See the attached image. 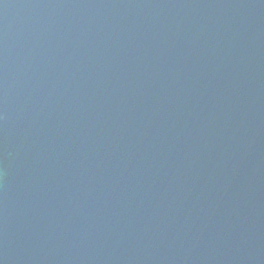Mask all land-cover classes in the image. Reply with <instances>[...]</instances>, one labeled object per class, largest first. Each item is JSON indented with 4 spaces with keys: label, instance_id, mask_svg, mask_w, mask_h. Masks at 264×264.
Returning a JSON list of instances; mask_svg holds the SVG:
<instances>
[{
    "label": "water",
    "instance_id": "1",
    "mask_svg": "<svg viewBox=\"0 0 264 264\" xmlns=\"http://www.w3.org/2000/svg\"><path fill=\"white\" fill-rule=\"evenodd\" d=\"M0 264H264V0H0Z\"/></svg>",
    "mask_w": 264,
    "mask_h": 264
}]
</instances>
